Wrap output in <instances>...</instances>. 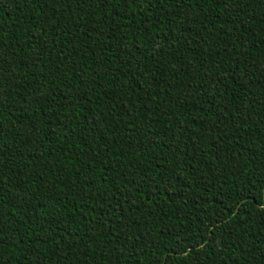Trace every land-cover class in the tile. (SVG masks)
I'll use <instances>...</instances> for the list:
<instances>
[{"label":"trees","instance_id":"obj_1","mask_svg":"<svg viewBox=\"0 0 264 264\" xmlns=\"http://www.w3.org/2000/svg\"><path fill=\"white\" fill-rule=\"evenodd\" d=\"M0 264H264V0H0Z\"/></svg>","mask_w":264,"mask_h":264}]
</instances>
